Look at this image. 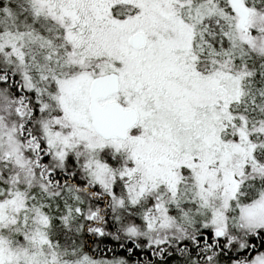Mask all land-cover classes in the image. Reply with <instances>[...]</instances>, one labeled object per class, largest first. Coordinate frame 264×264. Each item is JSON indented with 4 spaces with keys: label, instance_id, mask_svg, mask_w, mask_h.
Wrapping results in <instances>:
<instances>
[{
    "label": "snow or ice",
    "instance_id": "6c2138e0",
    "mask_svg": "<svg viewBox=\"0 0 264 264\" xmlns=\"http://www.w3.org/2000/svg\"><path fill=\"white\" fill-rule=\"evenodd\" d=\"M0 264H264V0H0Z\"/></svg>",
    "mask_w": 264,
    "mask_h": 264
}]
</instances>
